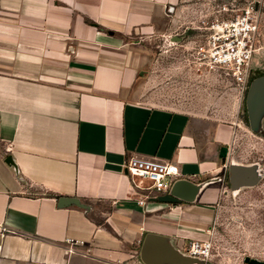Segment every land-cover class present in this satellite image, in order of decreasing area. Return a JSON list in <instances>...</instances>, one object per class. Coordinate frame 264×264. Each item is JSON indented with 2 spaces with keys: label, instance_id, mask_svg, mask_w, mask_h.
I'll return each instance as SVG.
<instances>
[{
  "label": "crops",
  "instance_id": "crops-1",
  "mask_svg": "<svg viewBox=\"0 0 264 264\" xmlns=\"http://www.w3.org/2000/svg\"><path fill=\"white\" fill-rule=\"evenodd\" d=\"M179 2L0 0V264H145L148 234L179 255L205 237L208 184L191 203L152 201L124 168L151 155L194 182L221 169L228 126L129 95L140 39L173 37Z\"/></svg>",
  "mask_w": 264,
  "mask_h": 264
},
{
  "label": "rangeland",
  "instance_id": "rangeland-1",
  "mask_svg": "<svg viewBox=\"0 0 264 264\" xmlns=\"http://www.w3.org/2000/svg\"><path fill=\"white\" fill-rule=\"evenodd\" d=\"M224 4L238 13L251 4L258 20L257 51L243 87L217 74L198 75L183 58L189 46L203 39L204 26L215 16H227L221 9ZM179 6L173 37L140 39L147 62L129 95L150 105L203 114L230 128L220 144L228 147L227 156L219 157L221 169L206 177L208 190L217 194L207 197L213 198V213L199 240L209 239L212 250L203 264H246V257L264 264V101H246L250 82L264 75V0H180ZM231 166L248 169L250 181L232 186Z\"/></svg>",
  "mask_w": 264,
  "mask_h": 264
},
{
  "label": "built area",
  "instance_id": "built-area-1",
  "mask_svg": "<svg viewBox=\"0 0 264 264\" xmlns=\"http://www.w3.org/2000/svg\"><path fill=\"white\" fill-rule=\"evenodd\" d=\"M221 9L227 16H215L204 26L203 39L189 46L183 54L185 66L198 75L217 74L243 87L257 51V16L251 4L239 13L225 4ZM124 168L131 177L134 192L144 199L168 194L173 183L182 178L176 163L157 156H128ZM138 202L143 204L144 200ZM211 250L209 239H190L185 248L188 256L203 262L209 258Z\"/></svg>",
  "mask_w": 264,
  "mask_h": 264
},
{
  "label": "water",
  "instance_id": "water-1",
  "mask_svg": "<svg viewBox=\"0 0 264 264\" xmlns=\"http://www.w3.org/2000/svg\"><path fill=\"white\" fill-rule=\"evenodd\" d=\"M169 10H172V7H169ZM246 101L248 104H255L264 101V75L253 78V80L250 82L247 90ZM227 152L228 147L222 145L219 148V157L225 158L227 156ZM228 179L232 186L247 183L250 181L249 170L239 166H231L228 170ZM208 183V180L194 182L187 178H178L175 183H173L168 194L151 197L150 199L152 201L174 204H179L181 202L191 203L196 200L202 188ZM70 204L79 206L86 211L90 210V205L82 202L77 197H61L58 200L59 206ZM140 257L145 264H163V262L169 264L204 263L199 259L192 258L187 255H179L178 252L166 244L159 242L152 234H148L144 238L140 248ZM244 262L246 264L258 263L257 260L248 257L244 259Z\"/></svg>",
  "mask_w": 264,
  "mask_h": 264
}]
</instances>
